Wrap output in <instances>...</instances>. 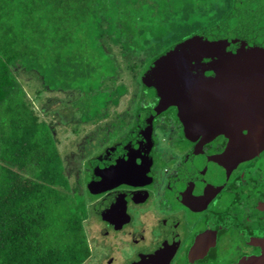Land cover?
Returning a JSON list of instances; mask_svg holds the SVG:
<instances>
[{
	"label": "flooded vegetation",
	"instance_id": "1",
	"mask_svg": "<svg viewBox=\"0 0 264 264\" xmlns=\"http://www.w3.org/2000/svg\"><path fill=\"white\" fill-rule=\"evenodd\" d=\"M150 63L121 82L119 102L129 91L131 100L118 126L126 129L110 136L120 109L111 104L106 116L82 120L81 131H93L76 153L59 157L66 178H81L90 197L80 210L89 250L80 264H234L253 251L242 227L264 200V89L203 122L166 104L149 135L134 139L138 114L159 102L141 81ZM135 77L139 89L130 84Z\"/></svg>",
	"mask_w": 264,
	"mask_h": 264
},
{
	"label": "trees",
	"instance_id": "2",
	"mask_svg": "<svg viewBox=\"0 0 264 264\" xmlns=\"http://www.w3.org/2000/svg\"><path fill=\"white\" fill-rule=\"evenodd\" d=\"M214 1L0 0V264H80L89 254L80 203L70 218L56 216L65 193L51 185L64 187L67 178L52 125L38 118L18 74L31 76L34 98L62 92L94 121L107 115L110 86L125 91L118 77H133L169 46L219 23L234 0L225 17L201 26L196 15L219 9Z\"/></svg>",
	"mask_w": 264,
	"mask_h": 264
},
{
	"label": "water",
	"instance_id": "3",
	"mask_svg": "<svg viewBox=\"0 0 264 264\" xmlns=\"http://www.w3.org/2000/svg\"><path fill=\"white\" fill-rule=\"evenodd\" d=\"M204 58L209 61L202 62ZM141 81L155 89L159 102L138 114L140 121L130 131L134 139L149 135L153 117L166 104H177L202 122L213 113L241 109L246 96L255 98L264 89V0H234L222 21L156 56ZM199 85L205 87L199 89L203 96L197 91ZM110 152L103 158L108 160ZM242 230L253 251L234 264H264V200Z\"/></svg>",
	"mask_w": 264,
	"mask_h": 264
},
{
	"label": "rangeland",
	"instance_id": "4",
	"mask_svg": "<svg viewBox=\"0 0 264 264\" xmlns=\"http://www.w3.org/2000/svg\"><path fill=\"white\" fill-rule=\"evenodd\" d=\"M218 2L214 1V4L212 5V9L215 7H219V9L213 11L212 13L209 14V16L205 17L203 19V17H200L199 15H196L195 18H197L200 22H201V26H206L207 24H209V22L220 18L222 16H226L227 12H229L230 8H229V4L228 1L226 0V2H220V0H217ZM221 3V4H220ZM232 6V5H231ZM226 14V15H225ZM223 17V18H224ZM123 66V64H122ZM125 74H127V72H125ZM125 74H123L124 76L121 77L119 79H117L116 85L119 88V90H122L123 88H125V85L122 84L121 82H128V78L125 77ZM137 75V73L135 74ZM97 76H100V74H98ZM19 79L24 83V87L25 89L28 91L29 95L31 96V105L33 106L34 111H36L38 118L40 120H44L48 123H50L52 126L48 127L49 132H51L54 137L56 138V149H57V157L56 160L58 161V164L60 165V168L62 169L61 165L62 163L59 160V157L61 159L66 158V156H68V154L70 153V151H72L73 153H76L78 151L77 146L80 145L81 141H82V137L84 134H86L89 131H93L92 129H90V126L85 125L84 127V131H81L82 129V116L80 114V108L75 105V104H71L70 105V100H72L73 98H68L64 93L62 92H45L43 91L42 94L37 97L34 98L32 92L34 91L33 87H34V83L29 82L31 76L27 75L25 76L22 73L18 74ZM110 83V81H109ZM107 83V84H109ZM104 84L102 87L99 84H95L94 89L101 87L103 88L105 85ZM130 84L132 86H134L136 89H139L140 87L138 86L139 84V78L135 77L134 79H131ZM128 90V88H127ZM115 88L114 87H109L108 91H107V96H105V94L103 93L104 96H102L101 94L99 96H96L95 98H100V97H104L105 101H108V107H110V105H115V107L117 105L120 104V109H116L117 113L115 115V118H117L115 125L116 127L114 129H112V132L110 134V136H112L113 134H119L121 131L125 130L126 127H123V125L119 128L118 126H120L121 124H123V116L126 115L125 112L127 108H123L125 106L126 103H129L131 100L129 99L130 96V91L123 96L121 102H119V98L117 101L114 100V97L119 95V97H121V95H123L126 91H120L119 93H117L116 95L114 94ZM78 95L77 92H74V96L76 97ZM40 98V99H38ZM53 98V99H52ZM127 99L128 102H127ZM46 104H48L45 112L41 111V107L44 106L46 107ZM106 105V106H107ZM122 107V108H121ZM40 110V111H39ZM125 110V111H124ZM124 111V112H123ZM135 117V115H134ZM108 121V120H107ZM103 124V123H102ZM99 124V125H102ZM82 125V126H81ZM119 129V130H118ZM118 130V131H117ZM116 138V137H115ZM114 138V139H115ZM91 141V139H89ZM40 141V139H38V142ZM175 145V143H174ZM94 150V147L92 145V149L90 150H86L88 152ZM63 171V170H62ZM63 174L65 176V173L63 171ZM67 177V176H65ZM65 186H58V185H51V187L55 188L56 190H59V187L62 188V190L65 193V196L63 197V199L61 201H58L56 203V205H54V209L56 212V216H64V218H70V215L74 214L75 209L73 206H77L80 203L81 208H84V205L88 204L90 202V197L88 193H84V189L82 188L83 183L81 182V178L79 179H73L72 177H69L65 182ZM89 198H88V197ZM74 204V205H73ZM70 206V207H69ZM77 208V207H76ZM67 211V212H66ZM81 214V213H80ZM90 213L87 214V211L83 214V216H89ZM83 218V217H82ZM90 219H92L93 221H97L96 217H90ZM52 227V226H51ZM86 228L89 230V224L86 225ZM81 231L84 233V227L81 223ZM73 240H75V236L72 237ZM92 261H98V259H94Z\"/></svg>",
	"mask_w": 264,
	"mask_h": 264
}]
</instances>
